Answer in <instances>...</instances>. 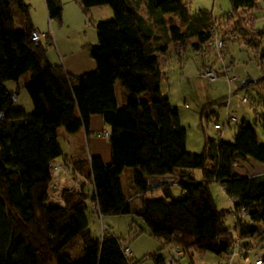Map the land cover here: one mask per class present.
<instances>
[{
    "label": "trees",
    "instance_id": "obj_1",
    "mask_svg": "<svg viewBox=\"0 0 264 264\" xmlns=\"http://www.w3.org/2000/svg\"><path fill=\"white\" fill-rule=\"evenodd\" d=\"M74 1L88 19L92 5L108 3L113 11L112 17L94 22L97 40L84 45L95 66L78 74L49 61L40 37L31 38L34 26L27 2L0 0V264H125L119 236L108 232L100 239L87 227L89 194L83 186H64L63 204L47 196L50 162L62 153L57 129H87L92 113L101 114L109 125L110 160L105 163L98 155L68 159L90 179V197L102 214L134 213L164 245H178L190 264L192 248L225 256L235 242L243 256L235 255L244 257L255 246L252 240L264 238V171L240 173L234 162L250 157L264 164V140L256 130L260 124L264 131V89L253 104V120L233 123L230 139L217 132L216 138L205 135L203 149L190 151L178 106L160 89L158 57L169 43L179 52L190 37L196 50L205 49V40H223L234 29L257 37L264 33V28H253L258 0H229L230 10L217 15L206 7L190 10V0ZM45 4L48 17L60 23L62 1ZM252 43L256 47L259 37ZM25 72L28 110L13 104L17 92L3 83ZM260 80L264 83V75ZM211 112L210 103L199 109L200 117L208 118ZM126 166L132 167L138 208L131 206L132 194H125L121 185ZM195 168L201 171L198 178ZM164 173L178 175L179 196L170 184L149 182ZM212 180L221 183L228 200L235 198L233 211L243 207L246 212L235 215L218 207L209 189ZM225 210L234 216L231 224L225 221ZM77 236L82 251L72 256L63 247ZM160 248L148 254L155 264L166 253ZM257 256L264 263V253Z\"/></svg>",
    "mask_w": 264,
    "mask_h": 264
},
{
    "label": "rangeland",
    "instance_id": "obj_2",
    "mask_svg": "<svg viewBox=\"0 0 264 264\" xmlns=\"http://www.w3.org/2000/svg\"><path fill=\"white\" fill-rule=\"evenodd\" d=\"M92 6H94L92 7L93 9H91L93 12H91L92 19L110 18L113 16L112 8L108 3L96 4ZM200 7H206L211 11L213 15H217L224 11L230 10V1L190 0V10H195ZM140 10L145 14V10L142 4L140 6ZM253 12L256 15L255 18L253 17V28H264V0H258L257 6L254 7ZM170 14L172 13H166V15ZM37 15L38 17L43 18L45 24V15ZM146 17L150 21V17ZM51 19L55 21L56 25H58L55 19ZM89 19L87 17V22H89ZM168 22L169 21L167 20L166 23ZM175 23H178V17L177 22ZM16 24H18L17 19ZM52 27L56 28L55 25H52ZM233 31L234 32L228 33L223 39L221 55L217 53L219 52L218 50H214L211 46H208L206 44H204L205 49L203 50L194 49L192 47V44L190 43V41L194 39L193 37H190L189 40H187L185 46L181 47L179 52H176V49L173 47L172 43H169V48H167L166 53L161 54V56H164V58L166 59V61H163L162 63L164 72L167 74L165 75L168 76V80L170 82H173L174 90L172 92H175V97L173 100L177 101L176 103L179 109L185 108L183 104L184 98L190 104V107L187 108L189 112H187L188 118L185 117L184 120L187 131L186 145L188 146V150L190 151L199 152L203 149V141L205 135L216 138L217 135L213 127V122L219 121L222 124L224 112L227 110L231 111L235 116H237L238 120H240L242 117H244V119L246 120H253V104L255 103V99L258 98L260 91L264 89V83L262 82V80H260V78L264 75V33H259V35L254 34L259 37V44L255 47L252 41L257 37H253L250 32H247L244 36L237 29H234ZM202 61H205V64H210L215 68H221L224 64L229 69V72L231 74L235 73L238 78L228 82L224 75H219L216 79L209 82L204 76V79L196 77L194 78V80H196L195 82L199 83V85L198 87L194 88L196 90L195 98L190 95V92H186L184 88V90L182 89L183 93L180 88H175V82H178L179 75L182 74L197 76L196 74L200 73L199 70L202 66L199 70H197L196 63H202ZM27 76L28 72H25L16 81L12 79L3 80V83L10 90L17 92L13 104L22 106L26 110L31 108L30 98L24 86V81ZM166 76L162 74L160 78L162 81V87H164V80L167 79ZM247 76H251L255 80L249 82L248 84H242V80ZM119 88L120 84L118 83L117 97L118 99H122L123 97L121 95V92L119 91ZM243 94L246 95V100H241V95ZM205 97H208V99L212 101L211 106L215 111V114L213 112L209 113L210 115H208V118H206L204 115L200 117L198 113L199 106H197V103L202 102ZM233 123L221 126L220 130L223 132V137L231 138L230 133L233 130ZM59 130L64 131V128L60 126ZM256 130L259 134V138L261 140H264V131L260 124L256 125ZM259 163L262 164L258 160L247 157L244 160L236 159L234 162V166L235 169L240 173L254 174L259 173V171L264 168V166L260 168ZM122 172L123 173L120 175V177L123 189L125 190L127 188L128 179L131 178L132 167L126 166L123 168ZM193 172L195 177H200V169L195 168ZM78 174L79 173H77V175L73 177L75 180L67 177L68 179L66 182H68L69 180L68 184H76L75 181L79 176ZM170 187L174 196L180 195L181 188L178 183H172L170 184ZM50 188V190L56 189V187L54 186H51ZM209 189L213 194L217 206L227 210L230 206V202L221 183L218 180H212L209 182ZM158 190L160 189H155L154 192H159ZM128 193V190H125V194ZM132 193H135L133 189L131 194ZM130 203L134 208L139 207L140 198L137 195H134L133 197H131ZM226 210L225 221L228 224H231L234 221V216L229 210ZM129 213L132 212L104 213L101 215V220L109 222L110 225H113L106 218V216L115 217L116 227L114 232L119 236L121 245H128L132 249L133 264H155L153 258L148 254L156 250L159 246H161L159 250L164 252L166 250V246L160 239L154 237L152 234L141 227L142 223L140 222V219V221L137 220V223H134L132 221L128 222L130 218ZM86 216L87 227L90 229L91 233L94 235H99V216L96 213L88 212L87 208ZM69 242L70 243H67L63 247V250H67L72 256L80 255L82 251L81 239L77 236L72 238ZM252 242L255 246L249 248L247 254L244 257L239 258L237 255H233L229 264H264L263 261L261 263H256L254 261L256 254L261 255L264 253V238L260 239L259 237H257L252 240ZM224 257V254H217L210 250H200L197 248L191 249L192 264H221L219 260L223 262Z\"/></svg>",
    "mask_w": 264,
    "mask_h": 264
},
{
    "label": "crops",
    "instance_id": "obj_3",
    "mask_svg": "<svg viewBox=\"0 0 264 264\" xmlns=\"http://www.w3.org/2000/svg\"><path fill=\"white\" fill-rule=\"evenodd\" d=\"M24 1L29 4V15H30L32 25L34 27L39 28L40 30L47 31L49 33V37L48 35L40 37V40L42 41V43L46 45V54H47V58L49 61L61 63L67 71L71 73H75V74L81 73L83 71H88L94 68L95 66L94 59L89 55V52L87 51L84 45L86 42H95L97 40L94 22L98 19H92V16H91V12H92L91 9H93L92 7L94 6H91L90 8L89 16L91 17L92 21L89 20V22H91L89 23L87 22L88 16L82 12L81 8L74 0H61L62 1L61 20H60V23L56 25L55 21L48 17L45 0H24ZM37 14L45 15L46 17L45 24H44L43 18L38 17ZM47 23H48V26H47ZM52 25L53 26L55 25L56 28L52 27ZM217 53L221 55V52H217ZM158 60H159L161 72H164V67H162V63L163 61L165 62L166 59L164 58V56L159 55ZM204 64H205V61L204 62L202 61V63L197 62L196 63L197 70H199L200 67L203 66ZM162 74L164 76L167 75L165 72ZM196 75L197 76L182 75V74L179 75L178 82L177 83L175 82V88H180L181 91L184 88L186 92H190V95L193 98H195L196 90L194 88L198 87L199 83L195 82L196 80H194V78L196 77L203 78V75H201L200 73ZM166 77L167 79L164 80V87H162V81L160 79V82H159L160 89L161 91H166L167 94L169 95L170 101L177 105L176 103L177 101L173 100L175 97L174 96L175 92L174 93L172 92L174 90L173 82H170L168 80V76ZM207 81L210 82L212 80H207ZM117 84L118 82L115 83L116 95H117ZM119 91H120V88H119ZM121 101L122 99H118L117 97V103H120ZM209 103L212 104V101H210L208 97H205L204 100H202V102L197 103V106H199V109H200L201 107ZM183 104L185 108L184 109L178 108V116H179L180 123L185 127V131H186L184 120H185V117L188 118L187 116L189 112L187 108L190 107V104L185 100V98H184ZM214 114H215V111H214ZM242 119H244V117H242L240 120ZM108 130H109V125L103 121V118L101 114L99 113H92L90 115L87 129H85L83 126H80L74 132H65V130L64 131L59 130L58 128L57 129L58 140L60 142L61 149H62L61 156L59 157H66V158L76 160L79 158H89L91 155H98L101 157L103 162L105 163L108 162L110 160V147H109L107 135L104 133V131L108 132ZM215 133H216V130H215ZM222 133L223 132L220 130L219 135L221 138L230 139L229 137H226V138L223 137ZM232 133H233V130L230 133L231 137H232ZM186 144H187V131H186V138H185V145ZM186 148L188 149L187 145H186ZM59 157H56L55 159ZM259 165H260V168L264 166L263 163L262 164L259 163ZM122 171L120 175L123 173ZM263 171H264V168L261 171H259V173ZM78 175L79 176L77 180L75 181L76 184L71 187L80 188L81 186H83L86 189L84 191L89 194L86 200L87 210L88 212L96 213V211L94 210V208H97L96 202L94 199L90 197L92 193V183L90 179L85 177L83 174L80 173ZM66 181H67V178H65L63 175H59L58 182H60V184L58 187L60 188V190H47L49 195L50 194L54 195L53 200L59 204H63V199L61 196V191H62L61 189L64 186H69V184ZM120 181H121V177H120ZM132 188H133L132 178H129L128 183H127V188H126V190H128L129 192L128 195L131 194ZM123 191L125 193V190ZM158 191L159 192H155V193L156 194L160 193V190ZM135 208H138V207H135ZM129 214H130L131 220L129 218L128 222L132 221L134 223H137V220L138 221L141 220L140 221L142 223L141 227L145 229L146 231H148L147 225L140 217H138L134 213L133 214L129 213ZM106 218L111 222V224L114 225V226L110 225L109 222H105L103 220L104 223L108 227V232L115 236H118L114 232L115 227H116L115 217L106 216ZM165 246L167 250V245ZM160 252L164 253L163 251H160ZM219 262L221 264H224L220 260Z\"/></svg>",
    "mask_w": 264,
    "mask_h": 264
},
{
    "label": "built area",
    "instance_id": "obj_4",
    "mask_svg": "<svg viewBox=\"0 0 264 264\" xmlns=\"http://www.w3.org/2000/svg\"><path fill=\"white\" fill-rule=\"evenodd\" d=\"M49 37V33L47 31L40 30L37 27H34L31 31V38L33 39H38L39 37L42 36H47ZM204 44L211 46L215 50H219V48L222 47L223 45V40L219 37H213L211 39H207L204 41ZM199 72L207 79V80H214L216 79L219 75H224L227 81H232L237 79V75L235 73H230L229 69L223 65L222 68H215L210 64H204ZM241 100H246V95L243 94L241 95ZM236 123L238 122L237 116H235L231 111L227 110L224 112L223 115V122L222 124L219 121H214L213 126L216 130V132L219 134L221 126H224L225 124L229 123ZM104 133L107 135V131H104ZM51 177L50 181L48 183L47 190H50L51 186L56 187L55 190H60L59 182H58V176L63 175L65 178L70 177L71 179H74L73 177L77 175V171L74 169L72 162L66 158V157H59L57 159H53L51 162ZM149 178V177H148ZM178 175L173 174V173H164L161 176L154 178L153 181L149 179L150 183L153 185H160V184H172V183H177L178 182ZM68 179V178H67ZM75 180V179H74ZM69 182V180H68ZM67 182V183H68ZM75 184L69 183V186H74ZM46 190V191H47ZM136 195V193L132 194V196H129V199ZM47 196L48 199H54V195L48 193L47 191ZM235 201V198H229V202L232 203ZM228 209L235 215H241L246 212V208L241 207L237 211H233V209L229 206ZM96 211V214L99 216L100 219V234L99 237L100 239L103 238L108 233V227L107 225L101 220V215L102 212L97 208H94ZM121 250L124 255V261L125 264H133L132 263V257H133V251L128 245H121ZM243 251L242 248L238 247V243L235 242L231 246V251L229 254L225 255L224 257V264H229L231 257L235 254H238L239 256H243ZM261 261L260 256H257L255 258V262L259 263ZM157 264H190L188 259L183 255L182 249L176 245V244H169L167 246V250L163 258L157 262Z\"/></svg>",
    "mask_w": 264,
    "mask_h": 264
},
{
    "label": "water",
    "instance_id": "obj_5",
    "mask_svg": "<svg viewBox=\"0 0 264 264\" xmlns=\"http://www.w3.org/2000/svg\"><path fill=\"white\" fill-rule=\"evenodd\" d=\"M254 81V78H252L251 76H247L242 80V84H248L249 82ZM13 96L15 97L16 95L13 94Z\"/></svg>",
    "mask_w": 264,
    "mask_h": 264
}]
</instances>
